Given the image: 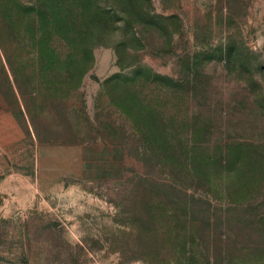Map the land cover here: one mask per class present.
Wrapping results in <instances>:
<instances>
[{
  "label": "rangeland",
  "instance_id": "374dc122",
  "mask_svg": "<svg viewBox=\"0 0 264 264\" xmlns=\"http://www.w3.org/2000/svg\"><path fill=\"white\" fill-rule=\"evenodd\" d=\"M0 264H264V0H0Z\"/></svg>",
  "mask_w": 264,
  "mask_h": 264
},
{
  "label": "trees",
  "instance_id": "16d2710c",
  "mask_svg": "<svg viewBox=\"0 0 264 264\" xmlns=\"http://www.w3.org/2000/svg\"><path fill=\"white\" fill-rule=\"evenodd\" d=\"M128 2V1H127ZM129 3V2H128ZM130 4V3H129Z\"/></svg>",
  "mask_w": 264,
  "mask_h": 264
}]
</instances>
